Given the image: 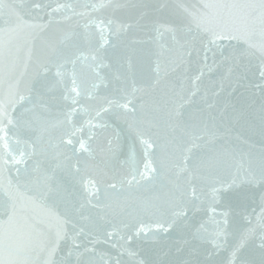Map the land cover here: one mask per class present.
<instances>
[{"label":"water","instance_id":"95a60500","mask_svg":"<svg viewBox=\"0 0 264 264\" xmlns=\"http://www.w3.org/2000/svg\"><path fill=\"white\" fill-rule=\"evenodd\" d=\"M0 264H264V0H0Z\"/></svg>","mask_w":264,"mask_h":264}]
</instances>
